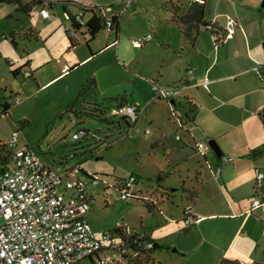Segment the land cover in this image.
Here are the masks:
<instances>
[{"label": "crops", "instance_id": "crops-1", "mask_svg": "<svg viewBox=\"0 0 264 264\" xmlns=\"http://www.w3.org/2000/svg\"><path fill=\"white\" fill-rule=\"evenodd\" d=\"M21 1L26 4L35 0ZM45 1L47 0H39L26 12L14 6L19 13L29 18V28L25 29L23 34L12 31L14 37L20 38L23 35L24 41L40 42L44 49L54 34L61 32L60 26L64 23V33L71 44L65 30L69 25L65 8L71 13H76L84 6L97 7L98 14L107 20H111L110 15L119 16L117 41L120 42L123 40V28L118 12L124 13L130 9L136 11L143 1L152 8L148 26H141V22L135 19L132 21L134 34L128 36V40L133 41L134 48L137 45L157 46L158 51L151 60L154 66L145 63L140 71L150 75L151 81L161 86H178L180 93L167 100L154 97L151 90L152 95L143 100L122 97L118 101L136 103L140 107L139 118L133 126L126 125L121 128L123 135L126 134L125 138L130 137L137 144L134 134L145 133L150 139L152 153L149 155L157 157L151 167V173L147 174L145 167L142 168L140 163V172H130L138 178L135 192L141 198H147L146 203L142 202L147 214L154 216L157 221L155 228L148 227L143 217H140L136 224L126 223L144 232L155 242L157 249L147 264H162V260H159L161 258L155 257L158 254L170 258L168 264H185L192 252L205 245L209 249L202 264H221L224 259L240 263L247 259L249 264H264L257 256V247L259 244L264 245V221L256 217L258 220L253 226L245 228L255 212L251 213L249 210L255 194L257 174L264 173V161L259 160L264 156V0H206L204 20L210 23L212 28H208L205 23L201 24L192 39L185 35L181 24L175 20L167 0L161 4L158 3L160 0H48L46 7L50 11V17L44 18L40 14V7H44ZM186 1L188 2L182 0L183 3ZM89 16L87 13L85 18L88 19ZM228 17L236 22L234 32L216 46L213 33H227L225 26ZM56 19L60 20L58 24ZM42 24L43 31L47 28V32H42ZM105 28L91 40L85 32H79L72 38L75 45L71 47L79 46L80 62L97 57L98 52L93 50V43ZM113 34L116 38V33ZM148 35L150 39L145 40ZM61 36L59 42L62 44L64 35ZM107 37L109 38V35ZM108 38L107 47L113 44ZM80 39L84 41V46L80 45ZM51 49L52 47L48 50L47 58L37 64L28 59L27 55L25 62H20L8 56L4 58L3 52H0V59H4L8 72L6 76L0 67V106L4 102H10L12 96L18 94L14 88L20 84L19 76L23 74L25 66L29 67L32 76L26 77L27 83L33 80L41 87L79 66V62H72L71 67L68 62H63L58 49ZM27 50L33 49L25 45V52ZM115 58L117 65H113L126 71L123 56L118 52ZM109 63H102L95 69L112 65ZM64 65L70 67L67 73L62 72ZM47 66L52 69L42 74V83L38 75L40 70ZM256 66L260 67V73L255 71ZM18 68L21 69L20 72L13 74L12 71ZM205 77L210 79L207 88L202 85ZM90 79L95 81L91 89L97 88L96 77L91 76ZM149 84L151 86V82ZM191 106L196 108V111L192 118L187 119L185 113ZM176 116L182 119L183 128L179 126ZM148 130L150 134L146 133ZM178 133L181 139L176 138ZM211 139H215L218 150L210 146L204 155L201 154L196 148L197 143H208ZM112 145L113 143L108 147ZM99 148L94 154L96 157L103 153ZM83 153L89 152L73 151L63 159L54 158L53 164L45 162L59 170L69 166L70 159L82 157ZM229 156L233 157V160L224 162V157ZM218 166L221 170L216 175L215 169ZM142 175L147 179V185L144 187H141L139 182ZM133 200L136 204L140 203ZM173 204H176V216L170 209ZM187 206H191L192 216L197 222L190 228H183L184 209ZM225 209L228 211H224ZM91 211L92 208L89 212ZM220 219L224 220L225 225L223 221H218ZM86 220L91 224L97 223L92 214L88 215ZM223 227H226V234L222 232ZM244 229L246 232H243ZM104 232L98 230L96 233ZM182 233L188 235L177 241L178 248L173 251L167 241ZM241 233L251 235V240L256 242V248L247 251L246 246L239 242ZM170 252L172 257H168Z\"/></svg>", "mask_w": 264, "mask_h": 264}, {"label": "rangeland", "instance_id": "rangeland-1", "mask_svg": "<svg viewBox=\"0 0 264 264\" xmlns=\"http://www.w3.org/2000/svg\"><path fill=\"white\" fill-rule=\"evenodd\" d=\"M165 1L160 0L158 3H165ZM151 9L150 4L143 1L136 11H131V9L124 13L119 11L118 14L121 15L124 31L121 32V39L123 40L121 42L119 40L116 43L113 31L105 28L93 43L92 48L98 52L97 57L93 60L87 59L80 62L79 46L71 47L64 33L65 23H61V32H56L49 42L46 43L44 49V45L40 42L36 43L34 40L24 41L23 35L20 38L12 35V31L25 32V29L29 28V18L19 13L14 5L0 1V52H3L4 58L8 56L13 60L25 62V55H27L28 59L33 60L37 64L47 58L48 50L52 47V51L58 49L59 56L63 62H68L71 67L73 66L72 62H79V66L72 68L69 73L51 81L45 87L37 86L33 80H29V83H27L24 74L19 76L20 84L14 88L18 94H14L9 100L12 104L9 109V115L0 120V145L8 144L16 132L20 146L32 148L49 164H53L54 158L63 159L73 151H79V153L83 151L89 152L88 154L83 153L82 157L70 159L69 165L79 163L85 167L89 174L100 179V182H94L88 176L83 175L86 183V192H88V196L93 198L92 211L88 212L86 217L92 214L93 218L96 219L97 223L95 224H91L88 221L96 232L98 230L103 232L113 230L116 228L117 223L131 222L136 224L140 217H143L150 228H155L157 222L154 216L147 214L142 202L136 204L132 198L122 199L118 187L121 178L127 177L132 171L140 172L139 163L142 168L145 167L144 170L147 174L152 172L151 167L157 157L153 154L149 155L152 153L149 146V137L143 132L135 133L134 135L138 142L136 144L132 138H125L124 135L126 134H120L123 133L121 128L126 127L125 122L121 118L117 117L121 126L115 128L114 125L116 124L101 121L90 112L94 103L99 104L103 110L108 112L122 97L133 100L141 98L143 100V98L152 95L149 84L152 77L140 70L145 63L154 66L151 60L155 58L158 51L157 46L155 44L144 47L137 45L134 48L133 41L128 40V36H133L134 34L131 26L134 19L141 22V26L150 24ZM62 17L67 20L65 15L62 14ZM109 18H112L111 15ZM60 20L56 19V24ZM43 27L44 25L42 24V32H47L48 29L45 28L43 31ZM61 34L64 35L62 44L59 42V37H62ZM106 35H109V38ZM106 38L110 39L111 44L113 43L109 47L106 46ZM25 45L30 46L33 50L25 52ZM80 45L84 46L82 39H80ZM118 52L125 60V76L105 89H101L98 86L95 89L87 90L84 95L80 96L82 85L91 76L96 77L98 70L95 68L98 65L106 62L117 65L115 55ZM0 67H2V73L4 72L7 76V66L4 59H0ZM24 68L29 71V67L25 66ZM50 69L52 68L47 66L45 69L40 70L38 75L40 82L43 83L42 74ZM17 99H20L18 103H16ZM117 118L110 117L111 120ZM84 128L91 131L88 139L74 140L72 135ZM93 134L96 136V140L92 138ZM104 142L113 143V145L112 147H106V145L102 146L103 148L100 147ZM98 148L99 150L102 149L103 153L96 157L94 154H96ZM263 157H260L259 160L262 159L264 161ZM158 158L160 159V156ZM139 182L141 187L147 185L145 175L139 177ZM175 206L176 204H173L170 209L176 216L177 208ZM224 211L228 210L225 209ZM253 215L247 221L245 228L252 227L258 220L257 218L264 221V213L260 210H256ZM218 221L225 223L221 219ZM191 232L193 231L191 230ZM222 232L223 234L227 233L226 227H223ZM243 232H246V229ZM187 235L182 233L169 238L167 242L170 248L172 250L173 248H178L177 241ZM240 237L239 242L246 246L247 251L252 250L253 247L256 248V242L251 240V235H243L241 233ZM208 249L209 247L206 245L200 246L186 259L185 264L204 263V256ZM257 256L264 261V245L259 244L257 247ZM155 257L161 258L159 260H162V264L170 262V258H165L163 254L155 255ZM168 257H172L171 252ZM84 263L90 264L91 262L86 260Z\"/></svg>", "mask_w": 264, "mask_h": 264}, {"label": "built area", "instance_id": "built-area-1", "mask_svg": "<svg viewBox=\"0 0 264 264\" xmlns=\"http://www.w3.org/2000/svg\"><path fill=\"white\" fill-rule=\"evenodd\" d=\"M188 1L191 4L206 2ZM47 2L48 0L44 7H40V14L44 18L50 17ZM75 23L80 25L81 31L84 30L86 18L83 11L76 14ZM235 26L236 22L228 17L225 26L227 33H213L215 45L218 46L230 37ZM106 28L111 30V20H107ZM65 30L72 38L80 32L72 28L70 23ZM147 39L150 36L145 38ZM69 70L68 65L62 68L63 73ZM255 71L260 73V67L256 66ZM22 72L26 77H31L29 71ZM209 83L210 79L205 77L202 85L207 88ZM151 90L154 97L167 100L180 93V88L176 85L161 86L152 81ZM19 101L17 99L16 103ZM139 114V105L131 102L115 105L107 112L109 118L126 117L133 123L137 121ZM5 115H9V112L2 106L0 119ZM176 119L183 128L182 119L179 116ZM84 135L85 131L81 130L72 137L78 141ZM176 138L181 139V135L178 133ZM6 145L11 150V155L6 164L0 163V264H85L86 260H90V264H147L152 256L149 250L156 244L144 232L136 230L130 224L117 223L115 229L98 234L87 222L86 214L92 208L93 198L86 192L81 164L56 170L32 148L20 146L16 132ZM209 147L207 142L196 145L203 155ZM3 157L6 156L0 155V162ZM232 160L231 156L224 157V162ZM220 170V166L215 169L216 175ZM89 178L100 182L92 174ZM263 180L264 173L258 172L256 189L262 185ZM137 181L135 174L120 180L118 187L122 199L141 198L134 190ZM256 210L264 213V198L255 192L249 212ZM183 221V228H190L197 222L192 216L191 206L185 207ZM241 264H249V261L243 259Z\"/></svg>", "mask_w": 264, "mask_h": 264}, {"label": "trees", "instance_id": "trees-1", "mask_svg": "<svg viewBox=\"0 0 264 264\" xmlns=\"http://www.w3.org/2000/svg\"><path fill=\"white\" fill-rule=\"evenodd\" d=\"M1 1L5 2L7 4L14 5L15 7H17L18 10L23 11V12L28 11V9H30L33 4H36L39 2V0H35L33 2L25 4V3H22L21 0H1ZM167 1L169 4V7L173 10L175 20H177L181 24L183 32L189 38H191V39L194 38L195 33L198 31L199 26L203 23H205L208 28H212V25L210 23H207L204 20V4H191V3H189V1L188 2L186 1V3H183L182 0H167ZM98 10L99 9L97 7L88 8L86 6L81 7L79 9V11L84 12L85 16L87 13L90 14L89 18L86 19L84 30L81 31L80 25L78 23H75V16L79 11L76 13H71L70 11H68L65 8V12L68 16L69 23L71 24V27L80 31V32L87 33L89 35V40L94 39L95 36L97 35V33L106 27L107 19H105L102 15L98 14ZM111 21H112L111 31L116 33L115 40H118V32H119V24H120L119 16L114 15L111 18ZM67 35H68L69 39L71 40V45H75L72 37H70L68 33H67ZM20 70H21L20 68L14 69L12 71V73L16 75L20 72ZM94 82L95 81H93V79H88L86 81V83L82 85V88H81L79 95L82 96V95H84V93L87 90H90ZM122 103L123 102H117L116 105L122 104ZM2 106L6 111H9L11 104H10V102L7 101V102H4L2 104ZM195 111H196V108H194L192 106L189 107L187 113H185L186 114L185 116L187 117V119L192 118ZM90 112L93 115H95L98 119H100L101 121L116 124V125H114L115 128H119L121 126L120 120H118V118H121L125 122V124L129 127L133 126V124H134L133 122L129 121L126 117H118V118L115 117L117 119L111 120L107 116V110H103L100 107V105L96 104V103L93 104V109L90 110ZM262 117L264 119V114L262 115ZM82 130L85 131V135L82 137V139L87 140L88 136L91 135V131L89 129H85V128ZM120 134H123V133H120ZM92 138L95 140L97 139L94 134L92 135ZM104 145H106V147H108V145H110V143L104 142L101 146H104ZM0 155L6 156V157L1 158L0 163L6 164L8 162V158L11 155V150L9 149V147L6 144L0 145ZM83 172L85 175L90 177L89 173H87L85 171H83ZM255 192L258 193L259 196H262L264 198V185H261L258 189L255 188ZM134 199L136 201L145 202V203L147 201L146 199H143V198H139V199L134 198ZM156 249H157L156 247L150 249L149 254H152ZM221 264H241V263L239 261H232V260L224 259L221 262Z\"/></svg>", "mask_w": 264, "mask_h": 264}, {"label": "water", "instance_id": "water-1", "mask_svg": "<svg viewBox=\"0 0 264 264\" xmlns=\"http://www.w3.org/2000/svg\"><path fill=\"white\" fill-rule=\"evenodd\" d=\"M125 74L126 71L124 69H121L114 65L102 67L96 73L97 84L101 89H105L110 84L119 81L125 76ZM208 143L214 150H218L215 139L209 140ZM173 251H176V249L174 248Z\"/></svg>", "mask_w": 264, "mask_h": 264}]
</instances>
